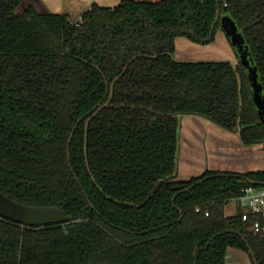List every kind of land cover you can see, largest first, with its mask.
<instances>
[{
  "label": "trees",
  "instance_id": "16d2710c",
  "mask_svg": "<svg viewBox=\"0 0 264 264\" xmlns=\"http://www.w3.org/2000/svg\"><path fill=\"white\" fill-rule=\"evenodd\" d=\"M218 9L243 34L264 94V0L93 3L77 21L0 0V191L71 216H0V264H225L229 248L264 264V231L247 230L242 210L225 215L249 181L264 187V170L177 180L184 116L264 143L237 52L235 64L174 56L179 36L214 40Z\"/></svg>",
  "mask_w": 264,
  "mask_h": 264
},
{
  "label": "crops",
  "instance_id": "0c3cea01",
  "mask_svg": "<svg viewBox=\"0 0 264 264\" xmlns=\"http://www.w3.org/2000/svg\"><path fill=\"white\" fill-rule=\"evenodd\" d=\"M121 0H26V5L34 6L41 13H66L72 21L80 19L83 12L93 3L115 6ZM218 46L209 47L194 43L189 39L176 38L175 53L179 59L203 58L206 55L235 61L230 42L222 32L218 33ZM206 170L245 173L264 170V143L245 145L238 131H227L214 122L188 115L181 119L180 150L178 156L177 180L199 176ZM237 212L242 207L237 199ZM228 205V204H227ZM226 205V207H227ZM225 215L232 216L234 214ZM225 264H254L247 251L229 248Z\"/></svg>",
  "mask_w": 264,
  "mask_h": 264
},
{
  "label": "water",
  "instance_id": "95a60500",
  "mask_svg": "<svg viewBox=\"0 0 264 264\" xmlns=\"http://www.w3.org/2000/svg\"><path fill=\"white\" fill-rule=\"evenodd\" d=\"M218 22H221L222 28L224 29L227 37L230 38L231 44L240 57V63L248 72V78L252 87L253 101L258 109L260 120L264 125V94L262 92V85L260 84L258 79V70L252 64L251 52L245 45L244 36L239 31L236 22L229 15L221 16L219 9L217 10L215 22L212 25V31L215 30ZM94 66L100 71V68L98 66ZM79 121H81V119H79ZM73 134L74 131L70 135L69 143L72 140ZM249 183L252 185L258 184L255 181H249ZM0 216L30 226L53 225L71 220V216L66 215L61 209L42 208L18 203L8 197L2 191H0ZM249 253L252 257H254V254L251 250Z\"/></svg>",
  "mask_w": 264,
  "mask_h": 264
},
{
  "label": "built area",
  "instance_id": "2783aa9c",
  "mask_svg": "<svg viewBox=\"0 0 264 264\" xmlns=\"http://www.w3.org/2000/svg\"><path fill=\"white\" fill-rule=\"evenodd\" d=\"M236 199L242 207L241 219L247 230L254 234L262 233L264 231V187L246 185ZM195 210L200 212L201 208L196 207ZM205 214L209 215V212Z\"/></svg>",
  "mask_w": 264,
  "mask_h": 264
},
{
  "label": "rangeland",
  "instance_id": "374dc122",
  "mask_svg": "<svg viewBox=\"0 0 264 264\" xmlns=\"http://www.w3.org/2000/svg\"><path fill=\"white\" fill-rule=\"evenodd\" d=\"M149 1H157V0H149ZM27 3V2H26ZM219 32H222L224 35H226V33H225V31H224V29L222 28V27H219L217 30H216V33H215V37H214V40L213 41H211V42H209V43H206V44H202V45H209V47H214L217 43H218V33ZM179 37H183L182 39H189V38H187V37H185V36H179ZM226 37H227V35H226ZM228 38V37H227ZM189 40H191V39H189ZM229 40V39H228ZM192 41V40H191ZM193 42V41H192ZM229 42H230V47H231V49H232V51H233V55L235 56V58H237V62H239V58H238V56H237V53H236V50H235V48L233 47V45L231 44V41L229 40ZM195 43V42H194ZM175 44H176V39H175ZM217 46H218V44H217ZM174 56L177 58V59H179L178 58V56L176 55V53H174ZM226 55H224V56H222V57H215V56H210V55H206L205 57H203V58H192V59H189V58H187V59H179V60H189V61H201V60H229V59H227V57H225ZM229 61H231V60H229ZM233 64H235V61H231ZM236 203H237V201H235V199H233V200H230L229 202H228V205H227V207H226V212L228 213V214H234L235 212H237V208H236Z\"/></svg>",
  "mask_w": 264,
  "mask_h": 264
}]
</instances>
